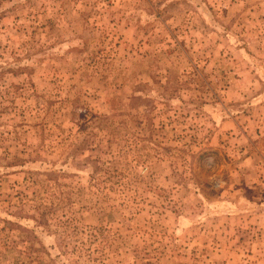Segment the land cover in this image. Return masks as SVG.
Masks as SVG:
<instances>
[{
    "label": "rangeland",
    "instance_id": "obj_1",
    "mask_svg": "<svg viewBox=\"0 0 264 264\" xmlns=\"http://www.w3.org/2000/svg\"><path fill=\"white\" fill-rule=\"evenodd\" d=\"M0 264H264V0H0Z\"/></svg>",
    "mask_w": 264,
    "mask_h": 264
}]
</instances>
